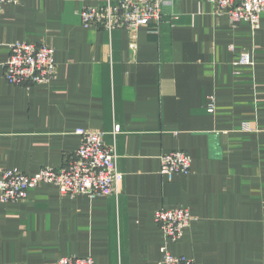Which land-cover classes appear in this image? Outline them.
I'll return each instance as SVG.
<instances>
[{"label":"crops","instance_id":"obj_1","mask_svg":"<svg viewBox=\"0 0 264 264\" xmlns=\"http://www.w3.org/2000/svg\"><path fill=\"white\" fill-rule=\"evenodd\" d=\"M106 0H21L0 10V174L60 168L76 128L116 136L118 196H62L39 184L0 202V264H156L165 239L154 212L189 208L174 255L195 264H264V15L231 24L208 0H171L160 23L110 35L82 25L84 6ZM113 2V0H110ZM15 41L54 49L46 84H8L2 63ZM134 43V46L131 43ZM248 51L252 64H237ZM213 97L214 110L206 99ZM191 157L168 180L160 155Z\"/></svg>","mask_w":264,"mask_h":264},{"label":"built area","instance_id":"obj_2","mask_svg":"<svg viewBox=\"0 0 264 264\" xmlns=\"http://www.w3.org/2000/svg\"><path fill=\"white\" fill-rule=\"evenodd\" d=\"M171 0H106L105 3L84 6L79 17L85 27H99L110 35L114 30H125L135 36V30L160 23L165 4ZM21 0H0V10L5 3L19 4ZM214 6V14L226 16L235 25L249 23L251 29L260 27L264 15V0H208ZM134 46V43H131ZM9 55L2 63L3 74L8 84H46L56 76L54 49L44 43L15 41L8 45ZM237 64L251 65L248 51L238 55ZM207 111L214 110L213 97L206 99ZM121 131L119 123L110 133L112 142L106 144L102 130L76 128L74 134L79 145L70 160L60 168L42 167L28 175L16 167L4 169L0 174V202L14 203L27 199L28 190L39 184H54L62 196H118V187L123 179L118 169L116 136ZM191 157L181 150H171L160 155L159 173L170 180L174 175H187ZM193 219L186 207L160 208L154 212V221L161 229L165 243L156 264H195L194 259L169 252L167 243L181 238ZM54 264H96L90 256H60Z\"/></svg>","mask_w":264,"mask_h":264},{"label":"trees","instance_id":"obj_3","mask_svg":"<svg viewBox=\"0 0 264 264\" xmlns=\"http://www.w3.org/2000/svg\"><path fill=\"white\" fill-rule=\"evenodd\" d=\"M8 55H9V53H8Z\"/></svg>","mask_w":264,"mask_h":264}]
</instances>
